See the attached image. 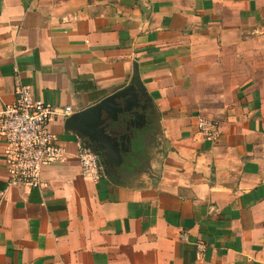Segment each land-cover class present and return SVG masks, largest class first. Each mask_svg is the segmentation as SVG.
<instances>
[{"label":"crops","instance_id":"1","mask_svg":"<svg viewBox=\"0 0 264 264\" xmlns=\"http://www.w3.org/2000/svg\"><path fill=\"white\" fill-rule=\"evenodd\" d=\"M133 64L155 124L120 186L80 177L61 117L40 190L7 186L0 138V264H264V0H0V110L27 86L72 114Z\"/></svg>","mask_w":264,"mask_h":264},{"label":"built area","instance_id":"2","mask_svg":"<svg viewBox=\"0 0 264 264\" xmlns=\"http://www.w3.org/2000/svg\"><path fill=\"white\" fill-rule=\"evenodd\" d=\"M14 95L13 104L0 110V138L4 142L1 157L7 173L6 184L40 190L42 168L67 159V152L55 141L49 123L56 118L65 119L72 110L34 99L27 86L17 87ZM195 129L205 141H215L219 135L217 122L210 118L197 117ZM75 138L73 158L80 177L96 182L104 176L97 155L80 138ZM195 249L198 256L203 255V244L197 243Z\"/></svg>","mask_w":264,"mask_h":264},{"label":"water","instance_id":"3","mask_svg":"<svg viewBox=\"0 0 264 264\" xmlns=\"http://www.w3.org/2000/svg\"><path fill=\"white\" fill-rule=\"evenodd\" d=\"M155 124L149 96L143 88L136 65L126 86L98 102L67 116L63 129L80 138L99 157L104 177L120 186V168L130 153L134 135Z\"/></svg>","mask_w":264,"mask_h":264},{"label":"flooded vegetation","instance_id":"4","mask_svg":"<svg viewBox=\"0 0 264 264\" xmlns=\"http://www.w3.org/2000/svg\"><path fill=\"white\" fill-rule=\"evenodd\" d=\"M97 158H98V161H99V157L97 156Z\"/></svg>","mask_w":264,"mask_h":264}]
</instances>
